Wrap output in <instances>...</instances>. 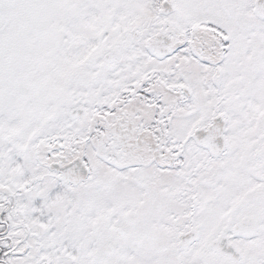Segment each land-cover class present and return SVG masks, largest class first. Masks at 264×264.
Listing matches in <instances>:
<instances>
[{
	"label": "snow or ice",
	"instance_id": "obj_1",
	"mask_svg": "<svg viewBox=\"0 0 264 264\" xmlns=\"http://www.w3.org/2000/svg\"><path fill=\"white\" fill-rule=\"evenodd\" d=\"M0 264H264V0H0Z\"/></svg>",
	"mask_w": 264,
	"mask_h": 264
}]
</instances>
